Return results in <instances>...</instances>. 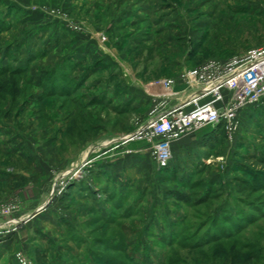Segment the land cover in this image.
<instances>
[{
    "label": "rangeland",
    "instance_id": "374dc122",
    "mask_svg": "<svg viewBox=\"0 0 264 264\" xmlns=\"http://www.w3.org/2000/svg\"><path fill=\"white\" fill-rule=\"evenodd\" d=\"M112 1L0 0V68L24 71L20 97L0 99V179L12 180L0 182L1 264H16L19 250L36 263L42 253L40 264H226L232 248L264 264V183L244 192L239 181L248 165L246 186L264 182V103L240 111L232 136L223 125L185 136L165 169L147 142L125 140L148 116L149 83L264 46V0H146L135 40L119 32L111 44L106 22L134 9L118 14ZM93 33L114 59L106 77L139 83L138 110L86 107L80 84L67 97L43 87L69 37ZM67 116L65 128L82 130L51 151Z\"/></svg>",
    "mask_w": 264,
    "mask_h": 264
},
{
    "label": "built area",
    "instance_id": "2783aa9c",
    "mask_svg": "<svg viewBox=\"0 0 264 264\" xmlns=\"http://www.w3.org/2000/svg\"><path fill=\"white\" fill-rule=\"evenodd\" d=\"M179 81L190 89L185 99L175 90ZM148 86L154 89V105L125 140L147 142L157 166L165 168L172 162L175 142L221 123L232 136L238 128L240 111L263 103L264 46L229 59L207 60ZM11 212V207L3 209L4 214ZM14 256L16 264H38L21 250Z\"/></svg>",
    "mask_w": 264,
    "mask_h": 264
},
{
    "label": "crops",
    "instance_id": "0c3cea01",
    "mask_svg": "<svg viewBox=\"0 0 264 264\" xmlns=\"http://www.w3.org/2000/svg\"><path fill=\"white\" fill-rule=\"evenodd\" d=\"M112 2H116V3L119 2L120 4L121 10L120 9L118 10V14L123 11L125 6L131 7V9L132 8L134 9L130 11V14L128 17L127 15L123 14L121 16H117L116 18L115 17L111 19L109 18V20L105 24L104 29H102V31L103 32L105 31V34L107 35H111V38H110L111 44H112L111 39L115 37L120 38V36L118 35L119 32H121L120 34H121L123 41L131 40V39L135 40L134 31H133L135 29L133 28H136V26L140 25L139 22L136 21V17H138L141 14L142 10L140 8L146 6V5L142 6V4H145L146 0H113ZM36 9L37 10L35 9L33 10L35 12L42 13V10L40 8H36ZM144 14H146L145 11H144ZM144 20H146V18ZM94 33L88 35V37H85L84 39H81V37L78 35L74 37H69V40H70L69 46H72V48L69 49L67 53H65L64 55L60 57L61 59H63L64 57L66 56L69 57L70 55L72 59H76L81 62L82 66L79 67L78 71L75 72L74 76L76 77L77 83L81 85V90L84 92L82 101L84 100L85 95L89 96V97H85L86 103H84L85 104L84 106L90 107V108L98 107L101 109H106L109 112L111 111L114 114L116 113L117 115H123L126 112L129 113L131 111L138 110V108L141 107L142 102H145V101H142V97L140 95H137V94L135 95L134 93V90L139 85V83L138 82L136 83V81L132 79H124V80L121 79L120 77H118L117 75L118 73L116 71H112V73L110 74V75H113V78L106 77V73L108 72V69H109V64H112L114 62V59L111 56H109V53H107V51H105L104 49L100 47L101 44L98 40V37L94 35ZM86 38L91 39L92 42H90V44L85 42L87 40ZM115 44L113 43L112 47L119 50L120 46H118V42ZM134 45L137 46L136 44ZM104 56L107 58L104 59ZM60 58L56 62V64L54 63L53 66H49V67L54 69L58 65L57 63L61 60ZM174 76H178V73L176 75L166 76V77H174ZM147 88H149V86ZM175 90L179 92V97L182 99L187 98L190 92V89L187 87L185 82H181V81L178 82V84L175 87ZM130 91H133L132 95L130 94ZM151 91H154V89L152 88L151 90L150 88L149 93H148L150 101L152 102L150 109L154 105V101H155V98L152 95ZM128 98H131V100H129ZM66 119L67 120L65 124L63 123L64 125L62 123L58 124V126L55 129L56 132L51 137V140H50L51 151H53L54 148L57 149L60 146V142L62 141L63 132L65 133L68 132V128L67 127L65 128L66 123L68 121V116L66 117ZM108 136H110L108 132H107V136L102 135V137H105V138H101V135H100L99 138L101 139L94 143L97 144L100 141H105V139L109 140ZM177 142L173 144V152L176 149L175 144ZM94 143L89 142L88 143L89 146H86L87 145L86 144L82 148H80L78 150L79 151L78 156H74L75 158L73 159L70 158L71 161L69 162L66 161L67 163L64 162L65 164L63 166V169L70 166L73 162L77 161L80 155L87 148L92 146ZM14 150L18 151L17 149H14ZM6 181L12 182V180L10 179H0V182H6ZM33 216L34 215L32 213L30 217H33ZM6 257H7L6 255L0 257V264Z\"/></svg>",
    "mask_w": 264,
    "mask_h": 264
},
{
    "label": "trees",
    "instance_id": "16d2710c",
    "mask_svg": "<svg viewBox=\"0 0 264 264\" xmlns=\"http://www.w3.org/2000/svg\"><path fill=\"white\" fill-rule=\"evenodd\" d=\"M80 66H82L80 61L72 59L69 56L57 68L48 71L47 79L43 87L45 89L49 87V93L53 95H64L67 97V95H69L70 93H75L80 85L77 83L74 74L76 71H78ZM23 74L24 71L22 69H17L10 65H4L0 68V99H2L3 95H11L13 96V99L20 97V87L15 77ZM65 92H67V94ZM220 125L221 127L223 125V132H226L225 125L223 123H221ZM72 128L74 129L76 135L75 133H73L71 134V137L78 136V134L82 130V128L76 129L75 127H71L68 129V132H70ZM245 168L246 170L244 171L246 174V179L239 180L242 183L244 192H250L252 188L259 191L262 188V183L264 182L262 180H257L252 184V187L246 186L247 182H249L248 176L251 172L249 171L250 167L248 165H246ZM259 177L264 180L263 175H260ZM229 252L230 253L227 257L226 264H254L253 256L250 254L237 251L235 248L230 249ZM36 258L38 264L42 263V261L44 263L47 262V257L42 255V253L40 252L36 253Z\"/></svg>",
    "mask_w": 264,
    "mask_h": 264
},
{
    "label": "water",
    "instance_id": "95a60500",
    "mask_svg": "<svg viewBox=\"0 0 264 264\" xmlns=\"http://www.w3.org/2000/svg\"><path fill=\"white\" fill-rule=\"evenodd\" d=\"M33 215H35V214H33Z\"/></svg>",
    "mask_w": 264,
    "mask_h": 264
},
{
    "label": "bare ground",
    "instance_id": "6f19581e",
    "mask_svg": "<svg viewBox=\"0 0 264 264\" xmlns=\"http://www.w3.org/2000/svg\"><path fill=\"white\" fill-rule=\"evenodd\" d=\"M126 139V138H125Z\"/></svg>",
    "mask_w": 264,
    "mask_h": 264
}]
</instances>
